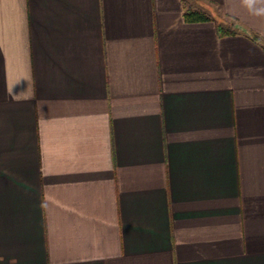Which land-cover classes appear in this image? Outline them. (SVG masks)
Returning a JSON list of instances; mask_svg holds the SVG:
<instances>
[{"label":"crops","instance_id":"0c3cea01","mask_svg":"<svg viewBox=\"0 0 264 264\" xmlns=\"http://www.w3.org/2000/svg\"><path fill=\"white\" fill-rule=\"evenodd\" d=\"M0 264H264V0H0Z\"/></svg>","mask_w":264,"mask_h":264},{"label":"trees","instance_id":"16d2710c","mask_svg":"<svg viewBox=\"0 0 264 264\" xmlns=\"http://www.w3.org/2000/svg\"><path fill=\"white\" fill-rule=\"evenodd\" d=\"M187 13H188L187 15H189V16L198 15L195 12H192V11H188ZM222 31L224 32L223 28H222Z\"/></svg>","mask_w":264,"mask_h":264}]
</instances>
